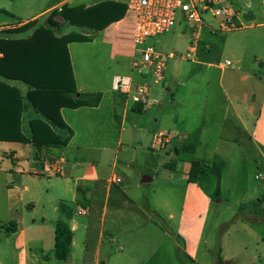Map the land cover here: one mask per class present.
I'll return each mask as SVG.
<instances>
[{
	"label": "crops",
	"instance_id": "crops-1",
	"mask_svg": "<svg viewBox=\"0 0 264 264\" xmlns=\"http://www.w3.org/2000/svg\"><path fill=\"white\" fill-rule=\"evenodd\" d=\"M65 3L71 5L72 0H0V39L27 38L34 28L8 30L32 20H37L38 25L44 24L50 13ZM60 18V15L54 17L62 23ZM120 23L116 21L101 30L83 31L94 41H98L94 36L100 35L99 42L104 46L112 45L113 56L128 58L129 73L109 78L106 89L93 92L87 89L88 83H80L70 54L75 96L100 93L101 99L93 106L60 109L72 133L70 135L67 128L53 129L61 137H69L66 144L39 146L33 142L0 140V210L4 211L0 213V216L4 214L0 217V264H61L52 257L63 261L62 264L197 262L213 201L212 194L201 184L200 175L215 164L213 157L231 144L245 147L252 158L264 165V30L260 38L226 39L220 51L213 53L209 50L210 43L203 45L200 38L192 42L193 55L187 59L204 65L209 76L202 77L200 85L187 86L176 80L186 88L183 92L178 86L167 85L166 78L155 83L150 71L139 72L133 68V61L138 57L126 49H118L113 43L119 36ZM64 33L57 30L58 35ZM3 55L0 52V58ZM9 60L11 66L29 70L28 52H13ZM226 60L234 65H227ZM117 75H131L136 82H149L146 101L134 103L132 92L115 91L113 79ZM3 80L0 76V81ZM4 82L16 90L9 99L8 117L11 122L16 121L22 106L21 131L31 138V121L43 117L27 97L30 86L20 79ZM102 91L107 92L106 102H103ZM195 93L199 102H193ZM102 103L105 108H101ZM149 113L159 125L158 131L148 127L145 117ZM3 122L5 118L0 117V124ZM193 122L196 125L193 126ZM127 129H137L132 140L125 136ZM160 132L167 135V142L154 144V136ZM113 133L117 135L116 141L111 139ZM143 139L154 152L173 148L177 155L181 151L190 154L184 160L180 177L183 188L178 197L180 211L174 210L171 196H165L162 201L168 212L167 219H177L175 233L164 228L139 204H134L132 215L124 211L130 202L126 193L127 176L119 167L117 154L110 160L107 157L112 150L121 153L126 149L125 144L133 140L143 144ZM191 145L193 148L188 149ZM241 158L245 159L246 155ZM192 161L201 166L195 181L190 179ZM121 163L131 167L129 161ZM51 166L60 171L47 175L46 169ZM166 167L172 171L171 175L180 173L175 164ZM116 175L122 177V182L112 181ZM152 180L153 177L143 173L142 183ZM175 181L174 178L173 185ZM62 204L69 210L68 215L62 212ZM125 218H134L136 225H127L123 222ZM59 219L68 223L73 234L70 254L65 260L54 256ZM46 251H52L53 256L45 254Z\"/></svg>",
	"mask_w": 264,
	"mask_h": 264
},
{
	"label": "rangeland",
	"instance_id": "rangeland-1",
	"mask_svg": "<svg viewBox=\"0 0 264 264\" xmlns=\"http://www.w3.org/2000/svg\"><path fill=\"white\" fill-rule=\"evenodd\" d=\"M107 0H72L74 6H93ZM126 3V0H119ZM232 6L241 14L239 20L243 23V29L223 31L219 28L221 18L214 17L210 11L203 13L204 21L210 25H204L199 32L201 44H211V52L219 50L223 42L233 38H260L264 30V0H229ZM247 3H250L248 5ZM17 13V12H15ZM18 15V14H17ZM62 20L61 31H85L81 27L71 25ZM42 22V19L39 22ZM252 24L251 27H247ZM197 27L186 22H179L171 31L151 37L147 43L155 45L165 53L174 52L175 56L169 58L166 69L167 85L180 87L183 92L186 88L176 80L190 85H200L201 78L209 76L204 65H198L182 56L186 48L195 41ZM98 41H74L69 48L74 69L80 83L86 82L87 89L99 92L106 89L108 79L115 74L129 73L127 57L113 56L112 45L99 42L100 35L94 36ZM231 44V43H230ZM207 49V51H209ZM250 54V53H248ZM184 57V58H182ZM230 57V56H228ZM224 59V58H223ZM208 60V58L206 59ZM179 74V75H178ZM105 91V90H103ZM104 93L106 102L107 92ZM196 97L193 102H199ZM188 97V96H187ZM167 100H165L166 102ZM105 108V103L101 105ZM196 119L195 121H197ZM148 127L158 131L157 122L150 113L145 117ZM196 125V123H192ZM136 130L127 129L125 136L132 140L136 136ZM129 131H132L129 134ZM116 133H113V141H116ZM114 143V142H113ZM143 144L133 140L126 145L121 153L112 150L107 159L119 158V167L125 172L127 180V196L129 205L124 211L128 214L135 211L134 204H139L144 210L157 220L164 228L175 233L177 219H167V209L162 201L165 196H171L175 211H180L179 196L182 194V177L184 160L190 154L181 151L177 155L173 148L154 152L143 139ZM188 151V149H186ZM247 149L234 144L225 147L214 156L215 164L207 167L205 174L200 175L201 184L212 194V204L208 216L199 249V263L190 264H264V165L252 158ZM246 155L245 159L241 157ZM129 161L131 167H126L121 162ZM175 164L180 173L171 175V170L166 165ZM206 168V166H204ZM153 177L152 181L142 183L143 173ZM207 173V174H206ZM262 174L263 178H256ZM208 176V177H207ZM175 178L176 185L172 180ZM217 200H220L217 202ZM0 213L4 211L0 210ZM4 215V214H3ZM0 217H4V216ZM127 225L135 224L134 218L123 219ZM125 223L123 225H125ZM136 225V224H135ZM45 254L53 256L52 251ZM53 261H58L52 257Z\"/></svg>",
	"mask_w": 264,
	"mask_h": 264
},
{
	"label": "trees",
	"instance_id": "trees-1",
	"mask_svg": "<svg viewBox=\"0 0 264 264\" xmlns=\"http://www.w3.org/2000/svg\"><path fill=\"white\" fill-rule=\"evenodd\" d=\"M127 9V4L119 0H107L93 6L69 5L65 3L60 9L53 10L44 24L32 20L9 32L26 31L34 28L33 33L25 39H0V76L6 79H20L30 86L28 98L32 105L38 109L43 118L31 121V138L21 131V110L17 113L16 121L9 119V100L15 88L0 81V116L5 122L0 124V140L25 141L41 145H64L67 138L61 137L53 127L68 128L60 109L62 107L77 108L80 106H93L100 102V93H80L75 96L76 88L68 44L72 41H90L86 32L71 31L62 35L57 30L62 28L61 22L54 19L60 15L64 22L81 29L101 30L108 25L121 20ZM18 44V45H17ZM28 52L30 54L29 70L22 71L20 67L10 65V56L14 52ZM16 91V90H15ZM21 102V101H20ZM71 135L72 131L69 130ZM193 146H188L189 149ZM190 179L195 181L201 171L200 163L192 161ZM62 212L69 214L67 207L62 204ZM5 227V226H3ZM9 230H12L11 228ZM72 231L68 223L59 219L56 223V237L54 256L65 260L70 254Z\"/></svg>",
	"mask_w": 264,
	"mask_h": 264
},
{
	"label": "built area",
	"instance_id": "built-area-1",
	"mask_svg": "<svg viewBox=\"0 0 264 264\" xmlns=\"http://www.w3.org/2000/svg\"><path fill=\"white\" fill-rule=\"evenodd\" d=\"M127 9L124 17L118 25L119 36L113 42L118 49H126L131 52L134 59L133 68L139 72L150 71L152 81L162 82L166 77L167 62L174 57V52L165 53L155 45L147 43L151 37L171 31L179 22H186L197 27L195 40L197 41L200 29L207 25L203 19V13L210 11L214 17L221 20L219 28L223 31L243 29L244 25L239 20L243 11L236 10L229 0H126ZM250 5V3H247ZM249 24L247 27H251ZM92 36V34H91ZM194 46L185 52L186 58L193 55ZM226 64L234 65L231 60ZM113 89L119 93L132 92L134 103L146 101L149 90V82H136L131 75H117L113 79ZM167 142L165 133H157L154 136V144L163 145ZM58 167H48L46 174L49 176L59 172ZM256 177H262L259 173ZM122 177L116 175L112 181L122 182ZM84 213V211H82Z\"/></svg>",
	"mask_w": 264,
	"mask_h": 264
}]
</instances>
